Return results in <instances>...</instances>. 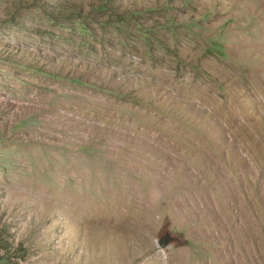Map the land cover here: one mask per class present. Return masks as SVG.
Listing matches in <instances>:
<instances>
[{"label": "rangeland", "instance_id": "rangeland-1", "mask_svg": "<svg viewBox=\"0 0 264 264\" xmlns=\"http://www.w3.org/2000/svg\"><path fill=\"white\" fill-rule=\"evenodd\" d=\"M2 239L12 264H264V0H0Z\"/></svg>", "mask_w": 264, "mask_h": 264}, {"label": "water", "instance_id": "water-1", "mask_svg": "<svg viewBox=\"0 0 264 264\" xmlns=\"http://www.w3.org/2000/svg\"><path fill=\"white\" fill-rule=\"evenodd\" d=\"M176 240H178V238L175 235L171 234L166 227V229L159 235V237L155 241L161 250H167Z\"/></svg>", "mask_w": 264, "mask_h": 264}, {"label": "trees", "instance_id": "trees-1", "mask_svg": "<svg viewBox=\"0 0 264 264\" xmlns=\"http://www.w3.org/2000/svg\"><path fill=\"white\" fill-rule=\"evenodd\" d=\"M0 248H4L3 251L0 252V264H12L14 263V260H12L11 258L13 257V255H11L10 250V246L7 245V243H5L3 241V239L0 241ZM9 244V243H8ZM18 250V249H16Z\"/></svg>", "mask_w": 264, "mask_h": 264}]
</instances>
